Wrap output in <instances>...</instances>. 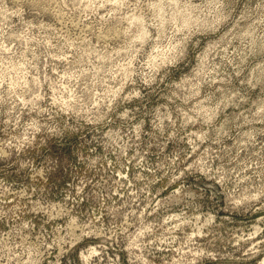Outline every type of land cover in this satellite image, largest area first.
Masks as SVG:
<instances>
[{
  "label": "rangeland",
  "instance_id": "374dc122",
  "mask_svg": "<svg viewBox=\"0 0 264 264\" xmlns=\"http://www.w3.org/2000/svg\"><path fill=\"white\" fill-rule=\"evenodd\" d=\"M0 264H264V0H0Z\"/></svg>",
  "mask_w": 264,
  "mask_h": 264
}]
</instances>
